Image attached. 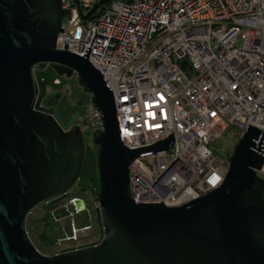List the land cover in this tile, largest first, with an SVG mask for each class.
Instances as JSON below:
<instances>
[{"label":"water","instance_id":"obj_1","mask_svg":"<svg viewBox=\"0 0 264 264\" xmlns=\"http://www.w3.org/2000/svg\"><path fill=\"white\" fill-rule=\"evenodd\" d=\"M71 17L61 0H0V264H264V130L246 127L218 187L176 206L136 202L131 163L168 150L173 133L148 146L124 145L112 91L88 61L102 35L95 28L83 56L67 49L68 39L56 47ZM69 83L100 112L92 135L99 238L46 255L28 236L27 215L68 194L86 143L81 126H69L75 114L60 120L66 96L55 111L40 100L47 88ZM75 206L84 208L81 200Z\"/></svg>","mask_w":264,"mask_h":264},{"label":"built area","instance_id":"obj_2","mask_svg":"<svg viewBox=\"0 0 264 264\" xmlns=\"http://www.w3.org/2000/svg\"><path fill=\"white\" fill-rule=\"evenodd\" d=\"M61 1L72 17L57 48L68 39L83 56L95 28L107 37L96 35L88 61L112 91L124 145L173 133L168 150L131 163L135 201L176 206L218 187L227 166L211 141L231 127L264 130V0ZM84 121L101 128L94 108Z\"/></svg>","mask_w":264,"mask_h":264},{"label":"rangeland","instance_id":"obj_3","mask_svg":"<svg viewBox=\"0 0 264 264\" xmlns=\"http://www.w3.org/2000/svg\"><path fill=\"white\" fill-rule=\"evenodd\" d=\"M91 110L92 106L86 101L84 111ZM82 128L86 147L94 149L92 135L95 129L89 124ZM239 137L237 129L231 127L224 135L211 141L210 147L216 155V163L222 162L228 166V158ZM78 183L77 179L66 196L40 205L27 215L28 236L41 253L52 255L98 240L99 230L95 214L98 193L95 194L92 189L82 191ZM76 199L83 202L84 208L80 211L71 205L72 200L78 202Z\"/></svg>","mask_w":264,"mask_h":264},{"label":"flooded vegetation","instance_id":"obj_4","mask_svg":"<svg viewBox=\"0 0 264 264\" xmlns=\"http://www.w3.org/2000/svg\"><path fill=\"white\" fill-rule=\"evenodd\" d=\"M62 96H66L67 98L66 106L64 105V108L69 111L60 114V120L65 124L71 120L72 115L75 114L76 117L71 121L69 126L79 125L81 123V117L85 112L84 100L87 99V97L83 98V93L81 92L80 87H77V92H72V85L70 83L65 85L61 91H51L47 88L44 96L40 100V106L55 111Z\"/></svg>","mask_w":264,"mask_h":264},{"label":"trees","instance_id":"obj_5","mask_svg":"<svg viewBox=\"0 0 264 264\" xmlns=\"http://www.w3.org/2000/svg\"><path fill=\"white\" fill-rule=\"evenodd\" d=\"M87 99L84 100L86 103ZM79 186L80 190L92 189L94 193H98V175L96 170L95 151L89 147H86L85 157L83 165L79 174ZM74 208V207H73ZM84 218H87L84 215Z\"/></svg>","mask_w":264,"mask_h":264}]
</instances>
